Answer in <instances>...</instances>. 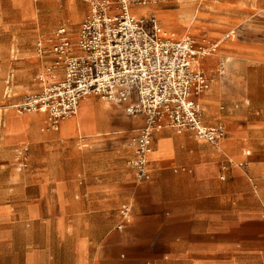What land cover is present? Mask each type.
<instances>
[{
	"label": "crops",
	"instance_id": "0c3cea01",
	"mask_svg": "<svg viewBox=\"0 0 264 264\" xmlns=\"http://www.w3.org/2000/svg\"><path fill=\"white\" fill-rule=\"evenodd\" d=\"M231 8L214 26L264 30V0ZM241 44L220 59L243 92L221 109L215 78L196 96L203 121L223 122L224 136L214 144L189 129L154 131L144 179L128 163L142 114L87 94L56 129H41L46 113L0 107V264H264V40ZM42 66L36 58L26 68ZM14 69L8 100L23 85ZM35 76L26 93L41 88ZM23 146L25 166L16 162Z\"/></svg>",
	"mask_w": 264,
	"mask_h": 264
},
{
	"label": "built area",
	"instance_id": "2783aa9c",
	"mask_svg": "<svg viewBox=\"0 0 264 264\" xmlns=\"http://www.w3.org/2000/svg\"><path fill=\"white\" fill-rule=\"evenodd\" d=\"M88 8L74 33L60 24L48 40L35 42L43 66L35 78L39 90L25 94L11 106L16 112L46 113L49 127L77 112L80 99L95 94L123 105L131 115L142 114V125L129 137L132 155L128 163L140 179L147 178L148 156L154 131L172 127L192 130L201 139L217 144L225 133L222 122L207 124L196 96L208 89L210 81L195 64L198 49L186 37L169 38L159 24L150 26L133 15L132 2L147 0H83ZM132 1V2H131ZM27 147L20 150V159ZM21 159L20 165L25 166ZM129 203L121 206L124 220L130 216Z\"/></svg>",
	"mask_w": 264,
	"mask_h": 264
},
{
	"label": "rangeland",
	"instance_id": "374dc122",
	"mask_svg": "<svg viewBox=\"0 0 264 264\" xmlns=\"http://www.w3.org/2000/svg\"><path fill=\"white\" fill-rule=\"evenodd\" d=\"M236 1L147 0L145 4L131 1L132 6L130 7L132 11L130 12L137 17L145 18L148 26H150L152 20L159 24L157 21L159 18L156 14H160L161 21H159L167 29L176 33L175 39L182 37L186 32L185 30L189 28L188 35L193 42L194 48H208L212 51L211 54L201 60L200 67L208 77L210 84L215 78L219 80L223 95V101L219 102V106H223L221 109L227 107L226 98L237 97L243 92L244 87L240 82L233 81L231 76L226 73L220 56L233 55L237 46L242 45L241 43H247L244 45L249 47L253 39L264 40V30L255 32L253 35L251 21L238 27L233 26L221 29L220 26H214L211 21L213 18L221 14L234 13V9L231 7ZM110 2L113 3L112 5H116L117 0H110ZM84 4L87 6L88 3L83 0H0V107L6 106V116L9 112L14 113V108L11 104L19 101L27 94L24 86L30 82L26 81V78L28 77L32 81L34 74L36 75L41 70L30 72L26 68L33 59H44V56H39L36 52V40L42 39L46 43L47 48H49L52 43L48 42V40L52 38L55 29L60 24H66L75 33L78 28V21L82 19L87 10L86 7L84 13L81 12ZM195 9H199L196 12L197 14H195ZM77 15H80V20L78 19V21L75 20ZM192 20L194 21L192 24L186 22ZM171 24L176 25L171 26ZM230 29H234V32L232 31L233 33L224 39L221 38ZM216 42L218 45L215 49H212V43ZM16 68L20 69L16 70ZM13 69L15 72L19 71L20 75L16 84L22 83L23 85H18L17 87L14 85L12 90H20L15 94L16 99L8 100L3 95V90L7 86L5 75ZM18 117L20 116L15 115L13 122L19 123ZM2 120L0 117V121ZM4 124H8V121L6 120ZM47 128L50 127L45 121L41 129ZM120 139H124L123 134ZM24 157L25 155L23 154L21 159H24ZM21 159H16V162H20ZM17 165L18 163H16Z\"/></svg>",
	"mask_w": 264,
	"mask_h": 264
},
{
	"label": "bare ground",
	"instance_id": "6f19581e",
	"mask_svg": "<svg viewBox=\"0 0 264 264\" xmlns=\"http://www.w3.org/2000/svg\"><path fill=\"white\" fill-rule=\"evenodd\" d=\"M131 6H132V4H131ZM131 6L128 7L129 11H131V8H130ZM157 21L159 22L160 30H161V33L163 35H165V36H167L169 38H174L176 36V33L173 30L167 29L158 19H157ZM173 25H176V24H171V26H173ZM185 31H184L185 34L183 35V37L189 38L188 29H186ZM230 33H231V31H229L228 33H226L225 34V37L229 36ZM216 46H217V42L216 43H212L211 48L212 49H215ZM198 53H199L198 54V59H199V62L201 63L202 62L201 60L204 59L203 56H207L208 54H211L212 51L210 49H208V48H201V49H198ZM195 59H196V57H195ZM35 112H38V111H35ZM16 113L22 114V113H25V112H22V113L16 112ZM31 118H32V116H31Z\"/></svg>",
	"mask_w": 264,
	"mask_h": 264
}]
</instances>
